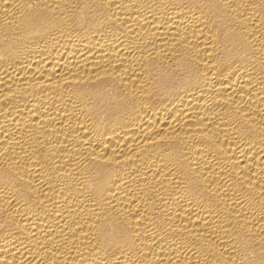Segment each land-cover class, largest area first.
<instances>
[{
    "label": "bare ground",
    "instance_id": "bare-ground-1",
    "mask_svg": "<svg viewBox=\"0 0 264 264\" xmlns=\"http://www.w3.org/2000/svg\"><path fill=\"white\" fill-rule=\"evenodd\" d=\"M0 264H264V0H0Z\"/></svg>",
    "mask_w": 264,
    "mask_h": 264
}]
</instances>
